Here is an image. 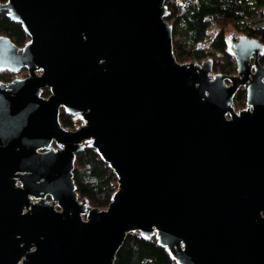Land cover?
<instances>
[{"label":"water","instance_id":"water-1","mask_svg":"<svg viewBox=\"0 0 264 264\" xmlns=\"http://www.w3.org/2000/svg\"><path fill=\"white\" fill-rule=\"evenodd\" d=\"M165 1L0 2L28 38L0 36V70L26 71L0 81V264H113L129 232L177 264H264L263 45L229 33L233 74L178 62ZM83 143L116 177L104 208L76 192Z\"/></svg>","mask_w":264,"mask_h":264},{"label":"trees","instance_id":"trees-1","mask_svg":"<svg viewBox=\"0 0 264 264\" xmlns=\"http://www.w3.org/2000/svg\"><path fill=\"white\" fill-rule=\"evenodd\" d=\"M4 0H0L3 2ZM165 20L171 24L172 52L176 61H199L211 59L213 72L233 74V56L225 45L224 28L231 26L237 34L258 39L263 45V54L258 61L264 64V0H166ZM263 7L260 25L242 21ZM208 33L210 35H208ZM0 36L7 37L15 46L21 47L27 35L20 24L0 13ZM20 71L0 70V81L8 82L25 76ZM245 90L239 87L232 99L234 109L244 106ZM60 125L73 130L79 125L59 109ZM73 181L79 198L86 197L89 207L104 208L116 190V177L112 170L100 160L96 151L83 143L82 152L74 156ZM113 264H177L169 252L157 244L154 236L144 239L138 232H129L114 258Z\"/></svg>","mask_w":264,"mask_h":264},{"label":"built area","instance_id":"built-area-1","mask_svg":"<svg viewBox=\"0 0 264 264\" xmlns=\"http://www.w3.org/2000/svg\"><path fill=\"white\" fill-rule=\"evenodd\" d=\"M262 9H263V7L258 8L256 10V12L250 17L243 16L242 21H244V22H254L255 25H260L262 23V20H260V13H261ZM199 61H197V62H199Z\"/></svg>","mask_w":264,"mask_h":264},{"label":"rangeland","instance_id":"rangeland-1","mask_svg":"<svg viewBox=\"0 0 264 264\" xmlns=\"http://www.w3.org/2000/svg\"><path fill=\"white\" fill-rule=\"evenodd\" d=\"M232 32H235L232 28H231V26H226L225 28H224V35H225V37L229 34V33H232ZM236 33V32H235ZM237 34V33H236ZM208 35H210L209 33H208Z\"/></svg>","mask_w":264,"mask_h":264},{"label":"flooded vegetation","instance_id":"flooded-vegetation-1","mask_svg":"<svg viewBox=\"0 0 264 264\" xmlns=\"http://www.w3.org/2000/svg\"><path fill=\"white\" fill-rule=\"evenodd\" d=\"M72 118V117H71ZM75 118H77V117H75ZM72 119H74V118H72ZM79 124H80V122H79Z\"/></svg>","mask_w":264,"mask_h":264}]
</instances>
